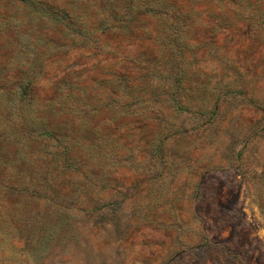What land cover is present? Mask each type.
<instances>
[{
    "label": "rangeland",
    "instance_id": "374dc122",
    "mask_svg": "<svg viewBox=\"0 0 264 264\" xmlns=\"http://www.w3.org/2000/svg\"><path fill=\"white\" fill-rule=\"evenodd\" d=\"M0 264H264V0H0Z\"/></svg>",
    "mask_w": 264,
    "mask_h": 264
}]
</instances>
